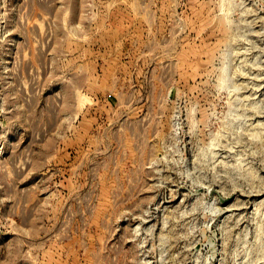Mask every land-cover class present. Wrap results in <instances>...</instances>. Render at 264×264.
<instances>
[{
	"label": "rangeland",
	"instance_id": "obj_1",
	"mask_svg": "<svg viewBox=\"0 0 264 264\" xmlns=\"http://www.w3.org/2000/svg\"><path fill=\"white\" fill-rule=\"evenodd\" d=\"M0 264H264V0H0Z\"/></svg>",
	"mask_w": 264,
	"mask_h": 264
}]
</instances>
